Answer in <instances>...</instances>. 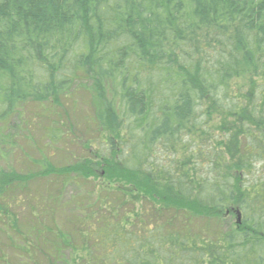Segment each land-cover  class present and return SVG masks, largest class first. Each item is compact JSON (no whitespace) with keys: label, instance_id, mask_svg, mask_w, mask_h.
<instances>
[{"label":"trees","instance_id":"16d2710c","mask_svg":"<svg viewBox=\"0 0 264 264\" xmlns=\"http://www.w3.org/2000/svg\"><path fill=\"white\" fill-rule=\"evenodd\" d=\"M28 105L83 155L0 167V264H264V0H0V135Z\"/></svg>","mask_w":264,"mask_h":264},{"label":"rangeland","instance_id":"374dc122","mask_svg":"<svg viewBox=\"0 0 264 264\" xmlns=\"http://www.w3.org/2000/svg\"><path fill=\"white\" fill-rule=\"evenodd\" d=\"M83 86H77L76 90L72 91L74 92V102L75 105H77L78 108L76 113L71 114L69 116L70 121L76 126L75 128V134L73 135L76 139H85L88 137V134L84 132V128L82 129V120L84 115V107L82 106V109L80 108V103L85 100L84 91L82 90ZM82 104V103H81ZM36 108L33 105H28L24 108H22L19 111V114L11 119L10 126L6 128L5 132H2V140L10 139L13 142V146L9 147L8 144H2L0 143V151L4 154V151H7L10 153H6L5 156L0 158V167H5L6 165L15 167V169H20L23 167L24 159L25 157H34L37 155V152H40L42 155V152H48L53 153V159L54 163L57 165H63L68 163L67 160L72 157H74L73 160L77 158H81L83 155V152L79 149L77 145H68L67 141H65L64 145H59L57 147H50L48 143L42 141V130L45 127L46 123L44 121H50L48 119H45L44 116L50 118L47 114L42 113L41 115L36 112ZM43 117L44 119H41ZM60 121L62 118H58ZM57 119V120H58ZM52 121L56 120L52 119ZM74 133V132H73ZM1 139V138H0ZM96 146H93L91 151H94V148ZM74 195V191L70 188L67 189L66 195L63 197V199L67 200L70 196ZM67 216V213H62V216L64 219ZM60 217V220L62 219ZM239 217V216H237ZM234 218L232 219V222L236 221ZM228 221V220H227ZM230 221V220H229Z\"/></svg>","mask_w":264,"mask_h":264}]
</instances>
